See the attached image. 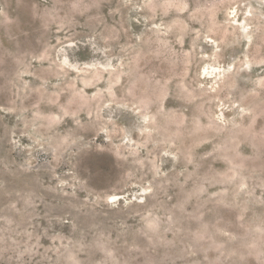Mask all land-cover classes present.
I'll return each instance as SVG.
<instances>
[{
    "label": "rangeland",
    "instance_id": "obj_1",
    "mask_svg": "<svg viewBox=\"0 0 264 264\" xmlns=\"http://www.w3.org/2000/svg\"><path fill=\"white\" fill-rule=\"evenodd\" d=\"M0 264H264V0H0Z\"/></svg>",
    "mask_w": 264,
    "mask_h": 264
}]
</instances>
